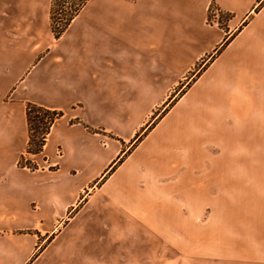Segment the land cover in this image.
Listing matches in <instances>:
<instances>
[{
  "label": "crops",
  "instance_id": "0c3cea01",
  "mask_svg": "<svg viewBox=\"0 0 264 264\" xmlns=\"http://www.w3.org/2000/svg\"><path fill=\"white\" fill-rule=\"evenodd\" d=\"M22 2L0 0L13 4L9 17L21 24L15 34L24 33ZM211 4L226 14L223 27L206 24ZM49 32H37L48 37L27 49L20 40L0 42V264H36L54 249L81 215L83 206L70 215L80 193L167 84L204 56L205 68L161 119L179 134L189 115L192 192L202 186L206 195V215L192 224V255L201 239L206 264H264V0H85L57 37ZM27 102L62 111L42 149L25 156L34 169L20 163ZM153 143L128 155L108 182L179 174L163 143Z\"/></svg>",
  "mask_w": 264,
  "mask_h": 264
},
{
  "label": "rangeland",
  "instance_id": "374dc122",
  "mask_svg": "<svg viewBox=\"0 0 264 264\" xmlns=\"http://www.w3.org/2000/svg\"><path fill=\"white\" fill-rule=\"evenodd\" d=\"M46 1L23 0V34L18 31L15 34V27L21 25L20 20L9 17L13 4L0 3V10L8 12V15L0 13V26L6 29V35L0 34V42L8 47L10 43L20 40L23 49H27L48 37L38 34L42 29L50 33V28L56 36L52 26L60 25L61 18L79 0H50L48 7L45 6ZM211 9H216L217 17H211ZM51 11L54 12L52 19ZM220 13L211 4L206 24L223 27L227 16ZM26 28H34L36 33L28 34ZM205 65L204 56L193 66L184 68L176 83L167 84L169 88L164 98L152 108L143 124L123 144L122 150L109 162L102 174L80 193L70 214L83 206L80 217L70 222L54 249L41 255L36 264H206V243L201 242V239L198 254L195 258L192 255V224L197 214L200 223L206 215L205 210H201L202 204L206 203V195L202 186L199 194L192 192L189 174V115L185 117V130L179 134L167 132L164 127L170 118L161 121L175 101L189 91L190 85ZM20 68L22 63L11 67L13 73ZM151 142L156 145L163 143L164 156L171 163L172 169L177 165L176 171L179 174H124L125 179L121 176L123 179L116 178L117 182H108L110 173L117 165L128 155L136 157L144 148L151 149ZM27 153L31 152L26 151L20 162L32 169L38 168L35 162L26 159ZM60 153L58 148L56 155ZM38 162L41 166L48 165V162L41 159ZM52 166L49 165L50 168Z\"/></svg>",
  "mask_w": 264,
  "mask_h": 264
},
{
  "label": "trees",
  "instance_id": "16d2710c",
  "mask_svg": "<svg viewBox=\"0 0 264 264\" xmlns=\"http://www.w3.org/2000/svg\"><path fill=\"white\" fill-rule=\"evenodd\" d=\"M85 0H79L77 3L70 7L64 17L61 18L62 22L57 27L52 26V30L55 35H59L62 30L68 25L70 19L78 12L81 5ZM54 12L51 11L50 18ZM62 115L61 110L51 109L38 105L32 102L26 103V120L28 127V141L26 145V151L31 153H37L42 149L45 135L50 129V126L56 118ZM21 163V162H20ZM22 164V163H21ZM23 165V164H22ZM33 168V167H32Z\"/></svg>",
  "mask_w": 264,
  "mask_h": 264
},
{
  "label": "built area",
  "instance_id": "2783aa9c",
  "mask_svg": "<svg viewBox=\"0 0 264 264\" xmlns=\"http://www.w3.org/2000/svg\"><path fill=\"white\" fill-rule=\"evenodd\" d=\"M210 13H211V17H212V18L217 17L216 9H211V10H210Z\"/></svg>",
  "mask_w": 264,
  "mask_h": 264
}]
</instances>
